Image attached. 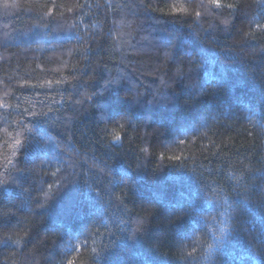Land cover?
<instances>
[{"label":"trees","instance_id":"trees-1","mask_svg":"<svg viewBox=\"0 0 264 264\" xmlns=\"http://www.w3.org/2000/svg\"><path fill=\"white\" fill-rule=\"evenodd\" d=\"M220 3L0 0V264H264V0Z\"/></svg>","mask_w":264,"mask_h":264},{"label":"snow or ice","instance_id":"snow-or-ice-1","mask_svg":"<svg viewBox=\"0 0 264 264\" xmlns=\"http://www.w3.org/2000/svg\"><path fill=\"white\" fill-rule=\"evenodd\" d=\"M208 3L210 5H212L213 7H215V8H220L221 7L220 0H208ZM173 11L175 12V11H177V9H173ZM178 11L179 12H184L185 9L181 7V8L178 9ZM197 15H199V13H197ZM0 107H3V105H0ZM115 139L116 140H119L120 137L119 136H116ZM16 144H20V141L17 140L16 141ZM76 251H79V248H77ZM67 264H75V260L74 259H68Z\"/></svg>","mask_w":264,"mask_h":264},{"label":"clouds","instance_id":"clouds-1","mask_svg":"<svg viewBox=\"0 0 264 264\" xmlns=\"http://www.w3.org/2000/svg\"><path fill=\"white\" fill-rule=\"evenodd\" d=\"M120 121H118L117 123H119ZM105 126V125H104ZM104 126H103V128H104Z\"/></svg>","mask_w":264,"mask_h":264}]
</instances>
